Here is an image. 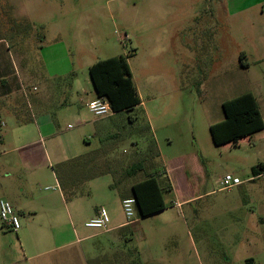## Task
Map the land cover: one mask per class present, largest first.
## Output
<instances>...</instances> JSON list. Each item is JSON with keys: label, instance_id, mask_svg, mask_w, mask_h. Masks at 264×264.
Masks as SVG:
<instances>
[{"label": "rangeland", "instance_id": "1", "mask_svg": "<svg viewBox=\"0 0 264 264\" xmlns=\"http://www.w3.org/2000/svg\"><path fill=\"white\" fill-rule=\"evenodd\" d=\"M257 2L264 0H0V188L56 193L52 170L96 149L113 118L96 121L86 108L88 67L123 55L175 190L163 194L165 211L138 219L135 208L127 220L104 175L78 187V203L137 222L118 244L150 251L158 264H226L223 254L244 251L229 233L244 237L264 217V176L251 173L264 162V130L216 146L209 126L223 120V101L245 92L257 97L264 121V13H233ZM225 175L241 186L221 189ZM236 203L233 219L223 207ZM90 232L101 250L108 235Z\"/></svg>", "mask_w": 264, "mask_h": 264}, {"label": "trees", "instance_id": "2", "mask_svg": "<svg viewBox=\"0 0 264 264\" xmlns=\"http://www.w3.org/2000/svg\"><path fill=\"white\" fill-rule=\"evenodd\" d=\"M88 74L95 96L107 100L113 118L108 121L105 134L98 136L96 149L53 169L60 189L69 198L80 194L78 187L83 184L110 175L109 187L118 193L120 200L130 197L136 200L138 218L163 210L166 208L163 194L171 193L173 188L165 177L152 129L137 109L141 101L126 57L99 60L88 68ZM221 108L223 120L209 126L216 146L237 145L264 128L256 98L250 92L223 101ZM126 144L129 151L122 149ZM262 172L264 162L251 169L253 176ZM123 230L131 235L130 226ZM117 263L142 264L136 248L126 250L125 258Z\"/></svg>", "mask_w": 264, "mask_h": 264}, {"label": "crops", "instance_id": "3", "mask_svg": "<svg viewBox=\"0 0 264 264\" xmlns=\"http://www.w3.org/2000/svg\"><path fill=\"white\" fill-rule=\"evenodd\" d=\"M262 3L257 2L249 6L238 8L233 13L234 15L241 14L253 8L260 7V12L263 14L264 2ZM211 10L212 9L209 7V11ZM243 55L244 54L240 55L239 61L241 63H246L242 60V57L244 58ZM201 85H203V82L199 84V88H201ZM71 87H74V84ZM76 89H78V85H76ZM136 90L141 101L137 109H142L145 104L141 99L137 87ZM96 98L93 90V98H91L90 101ZM255 98L257 101V97ZM258 109L260 111L259 106ZM143 110L145 111L144 114L152 129L158 150L160 151L161 146L157 140L156 129L150 119V114L147 108ZM99 119L100 118H97L96 121ZM96 127L98 129L97 125ZM27 155H29V153ZM52 173L54 175L53 170ZM262 176H264V172L252 178L256 180ZM54 180L56 181V193L44 198H38L32 187H19L15 190L0 188V195L5 197L0 198V200L6 199L9 201L19 216L20 223L22 220L21 228L18 231L6 229L0 223V264H110L111 262L116 264L117 261L123 260L126 255V250H128L129 247L126 245L121 247L118 242L121 243L122 239H126L123 229L126 226L131 227L132 224L134 225V223L137 222L111 220L109 218L107 228L104 230H97L101 231L104 235H108V243L105 242L101 250H96L94 245L91 244V240L98 234H92L90 232L92 229L85 228L84 223L95 217L100 208L105 209V207L96 203H91L90 205L78 203V200L82 198L79 197L81 193L66 198L57 183L55 175ZM240 186L241 184L236 186V188ZM174 190L173 188L171 193H174ZM247 201L249 205L252 206L253 200L248 198ZM241 208L244 209L245 207ZM166 209L167 208H164L151 215L161 213ZM239 209L240 207H238L237 203L234 205H224L223 207V211L233 219L234 217L232 214ZM141 218L143 217L138 219ZM229 234L231 238H233L232 243L238 242L245 248L244 251L242 249L241 252L234 251L232 254H223V260L226 264H264V217L258 218L255 224L250 222V228L245 232L244 237H240L234 232ZM230 246H228V248ZM138 255L142 264H158L157 257L152 256L150 251L144 254L138 251Z\"/></svg>", "mask_w": 264, "mask_h": 264}, {"label": "built area", "instance_id": "4", "mask_svg": "<svg viewBox=\"0 0 264 264\" xmlns=\"http://www.w3.org/2000/svg\"><path fill=\"white\" fill-rule=\"evenodd\" d=\"M88 111L97 118L111 115L109 103L105 98H96L87 104ZM241 184L237 177L225 175L220 181L221 189L231 190ZM50 188H46L49 190ZM136 200L132 197L121 200L123 212L127 220L134 216ZM0 223L6 229L18 231L21 228L19 216L7 200H0ZM109 224V217L105 209L100 208L95 217L84 223V227L92 230H104Z\"/></svg>", "mask_w": 264, "mask_h": 264}]
</instances>
